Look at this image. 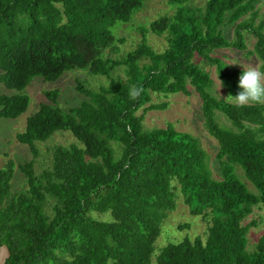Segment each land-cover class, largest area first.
I'll return each instance as SVG.
<instances>
[{"label": "trees", "instance_id": "trees-1", "mask_svg": "<svg viewBox=\"0 0 264 264\" xmlns=\"http://www.w3.org/2000/svg\"><path fill=\"white\" fill-rule=\"evenodd\" d=\"M172 15L154 20L149 31L166 35L155 50L145 40L121 57L117 23L128 24L143 0H0V119H17L31 98L23 93L40 77L57 82L79 69L108 79L97 90L79 82L86 99L64 110L58 93L27 118L17 139L36 151L57 131L79 144L58 146L51 167L40 174L35 162L19 165L26 188L13 190L16 164L0 168V245L6 264H264V233L253 249L246 222L264 208V103L239 106L218 97L214 80L196 56L216 66L227 96L239 91L243 70H227L211 53L235 48L255 56L264 70V0H168ZM233 27L229 38L223 28ZM255 38L250 50L245 35ZM122 70L124 77H114ZM202 100L204 127L219 145L213 175L198 138L169 123L146 128L145 111L163 109L153 94L189 95ZM139 89V94L130 93ZM242 176L253 186L251 190ZM180 187L193 215L208 222L205 238H184L162 249L157 240ZM105 217V218H103Z\"/></svg>", "mask_w": 264, "mask_h": 264}, {"label": "rangeland", "instance_id": "rangeland-1", "mask_svg": "<svg viewBox=\"0 0 264 264\" xmlns=\"http://www.w3.org/2000/svg\"><path fill=\"white\" fill-rule=\"evenodd\" d=\"M208 0H190L186 6L200 9L203 8ZM144 5L133 17L128 24L117 23L112 28L114 36L123 39L118 44L120 50L116 52L109 49L106 52L108 57H121L127 52L137 47L139 43L145 40L157 51H163L167 47L166 35H155L149 31L150 24L162 16L172 15L176 7L169 4L168 0H143ZM260 16L264 14V4L259 6ZM229 38L234 37V28H223ZM248 48L251 50L255 44V38L249 34L245 35ZM214 58L220 59L226 66L227 70L235 68L243 70V65L249 64L260 67V62L255 56H246L245 53L235 48L219 49L211 53ZM196 62L207 71L214 80V91L218 97L226 98L227 94L218 77L216 66L209 63L208 60L196 56ZM114 77H124L123 71L120 70ZM79 82L87 88L97 90L100 85L108 82L106 77L91 76L85 70H73L65 73L57 82H45L42 78L37 77L31 85L23 91L31 98L30 106L23 115L17 119H0V168L8 160H13L16 164L15 177L13 180V190L20 191L26 188V177L19 170V165L30 161L35 162V172L40 174L45 169L51 167L52 152L55 147H68L71 144H79L77 139L70 133L57 131L45 142H36V151H33L29 145L21 143L17 135L26 128L27 118L35 113L40 103L48 102L46 93L56 91L57 104L68 111L70 108L78 106L86 97L77 90ZM221 87V88H220ZM220 88V89H219ZM190 94H153V104H166L163 109L148 110L141 109L138 115L144 116L146 128H162L169 123L173 124L178 131L187 132L199 139L200 144L209 155V166L215 177L219 174V163L215 156L219 150L217 140L211 136L204 127V118L202 114V100L193 87H189ZM219 90V92H218ZM16 91L7 89L0 84V94H14ZM242 179L248 187L255 191L250 182L242 176ZM175 187L176 206L174 210L168 212L164 220L162 233L157 240V248L160 250L169 242H178L184 238L194 239L196 237L205 238L208 230V222L202 217L193 215L184 202V198L178 184ZM105 218V217H103ZM256 220L258 226L250 230L248 235L249 249H253L259 237L264 233V208L255 210L253 216H250L246 222Z\"/></svg>", "mask_w": 264, "mask_h": 264}, {"label": "clouds", "instance_id": "clouds-1", "mask_svg": "<svg viewBox=\"0 0 264 264\" xmlns=\"http://www.w3.org/2000/svg\"><path fill=\"white\" fill-rule=\"evenodd\" d=\"M238 86V93L235 95L230 94L227 100H231L239 106H245L250 103H264V70L259 66L243 65ZM139 91V89H134L130 94L136 96Z\"/></svg>", "mask_w": 264, "mask_h": 264}, {"label": "water", "instance_id": "water-1", "mask_svg": "<svg viewBox=\"0 0 264 264\" xmlns=\"http://www.w3.org/2000/svg\"><path fill=\"white\" fill-rule=\"evenodd\" d=\"M11 252L7 245H0V264H6L10 258Z\"/></svg>", "mask_w": 264, "mask_h": 264}]
</instances>
